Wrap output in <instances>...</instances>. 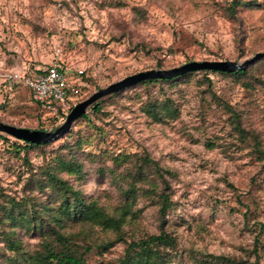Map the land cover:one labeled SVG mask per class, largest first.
Listing matches in <instances>:
<instances>
[{"label": "rangeland", "instance_id": "1", "mask_svg": "<svg viewBox=\"0 0 264 264\" xmlns=\"http://www.w3.org/2000/svg\"><path fill=\"white\" fill-rule=\"evenodd\" d=\"M232 1L0 0V67L44 68L61 47L66 67L84 69L85 75L77 78L89 97L142 70L192 60L243 61L264 51V0H245L255 5L239 7L234 17ZM208 77L210 81L196 73L107 96L101 112L90 107L88 117L46 147L18 154L12 147L16 139L0 133V204L31 195L54 199L53 191L40 192L35 180L45 178L41 168H52L55 157L69 154L71 146L83 176L60 175L85 198L118 214L126 204L124 190L131 179L123 174L135 162L132 155L148 154L169 171L167 190L157 177L138 184L148 193L139 189L129 200L120 233L72 222L65 231L80 244L105 243L120 236L139 239L164 225L178 237L175 264L181 259L195 264L194 256L202 253L246 259L257 237L264 244V59L250 65L247 75ZM9 90L0 85V122L47 131L63 122L49 118L52 113L41 109L26 87ZM168 103L171 112L163 110ZM152 104L158 118L149 113ZM119 155L128 156V162L111 173ZM162 191L173 203L165 217L160 213ZM21 238L26 249L40 241L25 229ZM126 247L121 240L108 250L94 247L86 259L89 264H119ZM260 255L264 264V250Z\"/></svg>", "mask_w": 264, "mask_h": 264}, {"label": "trees", "instance_id": "2", "mask_svg": "<svg viewBox=\"0 0 264 264\" xmlns=\"http://www.w3.org/2000/svg\"><path fill=\"white\" fill-rule=\"evenodd\" d=\"M253 5H255V3L252 1L233 0L229 6L230 14L234 17L239 7H251ZM168 51L172 52L173 48L169 47ZM263 59L264 58L261 60ZM249 68L250 66L238 72H222L215 70L194 71L172 79L148 80L126 89L157 82H172L196 73L204 74L208 81H210L208 77L210 73H220L226 76H243L248 74ZM34 69L37 68H29V70ZM262 84L264 86V81H262ZM0 85H4L8 91H10L9 89L23 87L19 83H0ZM119 93L112 95L116 96ZM31 95L41 109L52 113V115L48 116L51 119L64 120L71 109H64L57 104H52L50 107L48 104L38 101L32 92ZM87 96V93H82L79 101L85 99ZM103 100L104 99L91 106L92 112H101ZM163 107V110L171 112L173 104L168 103ZM149 113L154 118H158L160 115V112L156 110L155 104L150 105ZM233 115V122L243 135L245 130L240 125L238 115L235 113ZM86 117H88V113L78 118L74 123ZM1 138L9 142L7 138ZM56 141L45 144H35L16 139L12 143V147L20 154L22 151H29L33 148L52 145ZM68 150L69 154L62 153L55 157L54 166L52 168L50 166L41 168V170H44L45 178L42 179L38 177L35 180L36 188L40 192H43L45 188L53 191L56 195L54 199H43L38 198L37 195H31L22 201L9 198L4 204H0V264H89L86 259V254L94 247L101 250H108L120 240L124 241L127 247L124 256L119 260V264H175L177 258L180 257L178 237L175 233L168 231L164 225L161 226L158 233L146 234L139 239L127 241L120 236L117 237V239L109 240L105 243L88 242L80 244L74 233L65 231L68 222H72L96 225L105 230H113L120 233L126 221V216L131 209L129 200L131 198L135 199L138 196L139 189L143 190L138 184H148L153 180L151 178L157 177L164 184V190H167L169 188V182L165 174L169 171L162 167L158 161L152 159L148 154L132 155L135 157V162L132 168L127 170L126 176L125 173L123 174L124 178L127 177L131 179L128 188L124 190L126 204L118 214H112L106 211L105 208L100 206L95 200H88L85 198L80 190L75 189L74 186L70 185L69 182L60 175V173H66L78 179L83 176L82 164L78 161L74 147L69 146ZM65 156H68V158ZM128 158V156L122 157L120 155L115 157L113 159L115 168L110 169V172L115 173V169L127 163ZM101 172L104 174V169H101ZM143 192L147 194L148 190H143ZM159 198L160 213L162 217H165L173 203L169 195L164 191L159 194ZM22 229H25L26 233H33L36 237L40 238L36 246L31 249L25 248L21 238ZM261 250H264V244L260 241L259 237H257L253 248L248 251L246 259L221 254L202 253L197 257L194 256L193 260L195 264H261ZM183 260L184 259H181L178 264H185L184 262L182 263Z\"/></svg>", "mask_w": 264, "mask_h": 264}, {"label": "water", "instance_id": "3", "mask_svg": "<svg viewBox=\"0 0 264 264\" xmlns=\"http://www.w3.org/2000/svg\"><path fill=\"white\" fill-rule=\"evenodd\" d=\"M264 58V51L256 52L253 56L243 60H192L172 68H152L130 74L118 81L100 88L89 97L75 104L67 113L62 123L53 130H36L0 122V133L19 140L35 144L54 142L69 133L74 122L85 115L88 109L96 102L112 94H117L128 87L154 79H172L190 72L200 70H215L222 72H238L247 69L250 65Z\"/></svg>", "mask_w": 264, "mask_h": 264}, {"label": "built area", "instance_id": "4", "mask_svg": "<svg viewBox=\"0 0 264 264\" xmlns=\"http://www.w3.org/2000/svg\"><path fill=\"white\" fill-rule=\"evenodd\" d=\"M62 51L57 47L54 61L44 68L18 70L0 67V83H19L29 89L38 101L50 107L57 104L64 109L72 108L80 102L82 91L77 77L81 78L85 71L66 67Z\"/></svg>", "mask_w": 264, "mask_h": 264}]
</instances>
